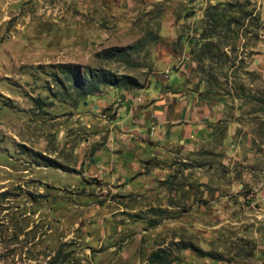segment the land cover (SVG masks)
<instances>
[{
  "label": "rangeland",
  "instance_id": "1",
  "mask_svg": "<svg viewBox=\"0 0 264 264\" xmlns=\"http://www.w3.org/2000/svg\"><path fill=\"white\" fill-rule=\"evenodd\" d=\"M202 39L231 51L235 70L255 61L264 69V0H0V264H150L157 251L168 257L160 264H224L241 250L258 262L254 240L241 242L256 229L168 227L160 207L107 218L95 203L99 180L72 189L82 179L65 164L95 136L81 117L101 94L80 96L60 64L131 75L144 87L163 52L181 57ZM163 186L152 194L158 206Z\"/></svg>",
  "mask_w": 264,
  "mask_h": 264
},
{
  "label": "crops",
  "instance_id": "2",
  "mask_svg": "<svg viewBox=\"0 0 264 264\" xmlns=\"http://www.w3.org/2000/svg\"><path fill=\"white\" fill-rule=\"evenodd\" d=\"M213 41L202 39L181 57L161 53L144 87L99 92L89 104L96 111L81 117L86 128L96 124L95 136H85L74 150L81 158L65 164L82 179L72 189L83 192L85 180H99L95 203L109 209L107 218L160 207L168 227L256 229L241 242L253 239L256 264H264V234L257 231L264 228V69L255 61L235 70L233 53ZM161 182L167 199L158 206L152 194ZM108 238L104 232L102 241ZM240 254L224 264H253L245 250Z\"/></svg>",
  "mask_w": 264,
  "mask_h": 264
},
{
  "label": "trees",
  "instance_id": "3",
  "mask_svg": "<svg viewBox=\"0 0 264 264\" xmlns=\"http://www.w3.org/2000/svg\"><path fill=\"white\" fill-rule=\"evenodd\" d=\"M215 19L214 17H212ZM66 84L75 88L80 96H91L99 93L104 86L119 88H141L138 79L131 75L117 76L108 69L83 66L78 64L59 65ZM48 166L65 168L63 164L47 157ZM163 251H157L149 257L150 264L167 263L168 257L162 255Z\"/></svg>",
  "mask_w": 264,
  "mask_h": 264
}]
</instances>
